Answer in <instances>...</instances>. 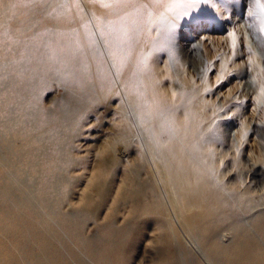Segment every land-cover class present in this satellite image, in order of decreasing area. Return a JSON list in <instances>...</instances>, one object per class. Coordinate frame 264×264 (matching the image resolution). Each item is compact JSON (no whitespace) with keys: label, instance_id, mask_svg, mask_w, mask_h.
Returning a JSON list of instances; mask_svg holds the SVG:
<instances>
[{"label":"bare ground","instance_id":"1","mask_svg":"<svg viewBox=\"0 0 264 264\" xmlns=\"http://www.w3.org/2000/svg\"><path fill=\"white\" fill-rule=\"evenodd\" d=\"M48 1L0 0V264H84L72 248V256L60 252V228L93 264L123 263V242L95 248L93 241L81 235L79 212L63 214L55 191L60 183L56 171L69 162L63 144L66 128L77 125L80 114L93 104L117 97V83L123 87L122 99L134 112L129 118L126 111H115L121 137L130 142L134 126L144 128L147 151L157 157L150 174L159 176L172 189V206L180 223L196 235L216 264H264V172L251 163L249 181H230L241 173L229 167L226 128L211 141L212 146L197 143L210 117L205 91L210 93L214 84L226 78L217 85L222 88L234 70L233 76L244 80L242 89L246 93L250 90L247 70L237 68V46L231 66L223 72L226 63H222L215 83L200 90L187 83L188 69L204 66L202 47L187 31L189 22L194 17L224 21L227 12L222 14L217 5L203 0H84L104 45L101 53L75 0L62 2L51 13L62 17L57 27L47 16L37 32H30L34 11ZM245 17L256 31L264 66L260 19L258 15ZM236 38L230 33L227 44L233 48ZM184 66L188 69H182ZM50 76L65 80L78 93L72 107L55 113L58 119L53 124L40 106L38 92ZM260 89L264 99V80ZM260 115L264 119V109ZM220 124H227L226 119ZM259 127L254 126L253 132L264 131V125ZM215 142H219L218 148ZM243 143L240 140V145ZM143 150L142 146L134 152L138 161H144ZM220 163L224 183L215 175ZM99 175L92 179L94 186H98ZM135 175L129 166L127 177ZM152 209L161 211L158 204L147 210ZM238 210L252 214L253 235L241 228ZM227 227L235 230L234 241L221 245L214 235ZM118 233L125 236L124 230Z\"/></svg>","mask_w":264,"mask_h":264},{"label":"rangeland","instance_id":"2","mask_svg":"<svg viewBox=\"0 0 264 264\" xmlns=\"http://www.w3.org/2000/svg\"><path fill=\"white\" fill-rule=\"evenodd\" d=\"M75 1L87 19L91 37L100 52H105L102 39L91 22L89 7L84 0ZM48 2L49 4H39L34 11L35 15L32 21L30 20V32H37L40 21L47 16L54 28L57 27L58 18L61 16H53L51 13L62 2L69 0ZM52 2H55V5H50ZM217 7L222 10V14L227 12L224 14L226 20H218L215 17L200 18L199 21L193 19L187 26L190 36L194 35L193 38L196 39L195 43H200L199 46L203 48L201 56L204 66L201 69L198 67L188 69L184 66L182 69H188L187 83L190 82L200 90L204 85L215 83L218 72L222 70V63L223 65L226 63L223 72L228 71L234 60L232 51L237 46L239 52L236 58L237 68L243 67L247 70L245 79L251 84L250 90L246 93L242 89L244 80L236 79L233 76L234 70L230 72L232 76L222 88L217 85L226 78L214 84L210 93L209 90L205 91L204 99L210 104L207 108L210 117L205 122L197 143L212 146L215 136L219 132H224L226 128L229 139L226 149H229L231 155L229 167L241 173L238 177L233 175L230 181L240 184L251 179L248 172L249 164L255 163V166L261 167L264 172V131L253 132L254 126L260 129L259 125H264V119L260 115L264 109L260 89L264 80V66L255 41L256 31L249 26L252 23L245 17L250 9L256 10L254 0H228L226 4L221 0ZM230 33L237 37L233 48L227 44ZM205 49L208 53L204 51ZM12 52L15 54L16 50ZM160 64H163L162 60ZM116 86L117 97L105 99L96 106L91 104L90 110L85 109L80 114L77 125L67 127L64 132L63 144L69 154V162L63 168H58L55 175L60 181L55 190L60 197V211L68 215L79 212L77 219L81 222V235L93 241L97 249L100 244L109 243L116 246L123 242L125 247L121 253L122 264H216L207 255L196 235L180 223L172 206V189L169 190L159 176L150 174L155 169L154 160L157 157L147 151L148 143L145 142L144 128L136 125L133 140L125 142L122 139L117 128L119 122L115 111L117 109L122 113L126 111L129 118L133 117L134 112L130 103L121 97L120 87L123 89L121 84L119 86L117 83ZM39 89V103L46 111L50 124L58 119L55 113L62 108L68 110L72 107L73 97L78 95L68 82L58 80L55 76H50ZM224 119L227 124H220ZM140 137L143 139L137 144L136 140ZM240 140L244 142L241 145ZM218 143L215 142V148H218ZM142 146L145 154L143 162L138 161L134 153L142 150ZM129 166L136 173L132 179L127 177ZM223 170L224 167L220 163L215 174L222 183L225 182ZM97 174H100L98 186H94L92 179ZM157 204L161 207L159 213L153 209L147 210ZM237 215L241 228L253 235L252 214L238 210ZM51 220L55 222L54 217ZM55 227L59 229L57 223ZM120 230L125 231V236L118 233ZM59 231L63 242L58 245V249L64 256H72L69 253V249L72 248L84 264H93L87 257L89 255L75 244L69 234L61 228ZM235 233L234 229L227 227L214 236L221 245H231ZM68 260L74 262L72 258Z\"/></svg>","mask_w":264,"mask_h":264},{"label":"snow or ice","instance_id":"3","mask_svg":"<svg viewBox=\"0 0 264 264\" xmlns=\"http://www.w3.org/2000/svg\"><path fill=\"white\" fill-rule=\"evenodd\" d=\"M204 3L209 4L213 7H215L217 4L221 3V0H203ZM223 2L226 4L228 3V0H223ZM254 4L256 6V10H249L248 15L250 17L257 16L260 19L261 22V31L264 32V0H254ZM194 19H200L199 17H194ZM252 27L253 25H249Z\"/></svg>","mask_w":264,"mask_h":264}]
</instances>
